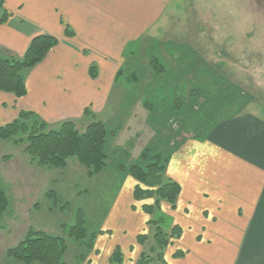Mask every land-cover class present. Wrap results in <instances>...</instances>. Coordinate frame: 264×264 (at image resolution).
Returning <instances> with one entry per match:
<instances>
[{
    "label": "rangeland",
    "instance_id": "374dc122",
    "mask_svg": "<svg viewBox=\"0 0 264 264\" xmlns=\"http://www.w3.org/2000/svg\"><path fill=\"white\" fill-rule=\"evenodd\" d=\"M3 2L5 9L7 0ZM147 35L125 50L124 65L109 94L87 106L113 134L108 144L109 166L103 173L90 178L76 159H70L63 171L44 168L31 160L25 143L0 142V182L9 198L0 220V264H23L8 258L7 253L23 241L30 229L63 237L65 227L75 224L76 212L81 209L88 230L97 232L117 199L119 212L127 200L133 201L128 208L131 211L138 203L148 204V199H135L132 184L138 182L118 165L139 162L147 148L155 151L168 145L171 149L205 134L213 121V111L203 108L206 103L216 104L213 99L223 93V87L229 96H245L244 110L264 118V0H175L164 20L155 23ZM153 58L161 61L162 71L152 68ZM222 95L219 99L224 100ZM14 104H4L0 126L18 117V113L11 112H17ZM228 105L234 107L232 102ZM219 112L217 109L216 114ZM232 112L227 109L226 116ZM61 114L48 120L51 128L72 121L84 132L92 122L83 112ZM49 193L59 195L58 205ZM154 217L163 218L161 226L169 235L173 218L163 211ZM123 218L118 214L107 223L109 231L99 234L114 235L117 240L120 227L116 223ZM144 231L152 233L148 223ZM68 244L71 250L66 263H83L78 256L84 252L71 240Z\"/></svg>",
    "mask_w": 264,
    "mask_h": 264
},
{
    "label": "crops",
    "instance_id": "0c3cea01",
    "mask_svg": "<svg viewBox=\"0 0 264 264\" xmlns=\"http://www.w3.org/2000/svg\"><path fill=\"white\" fill-rule=\"evenodd\" d=\"M174 1L7 0L10 17L0 24V53L21 58L32 39L45 34L60 43L32 70L26 97L16 100L0 93V115L10 101L17 107V112L11 111L15 115L20 109L28 110L47 122L62 112L72 116L84 112L89 102L109 94L127 47L149 36ZM67 28L73 32L71 37L65 33ZM92 67L96 79L91 77ZM88 96L91 101L85 102ZM217 96L213 102L223 98ZM230 99L224 96L226 104L218 114L217 105L208 107L213 121L202 136L171 149L157 147L169 152L165 179L181 188L175 208L161 203V211L181 229L166 251L168 264H264V118L240 110L239 104L229 107ZM227 109L233 111L230 116ZM217 117L222 118L216 121ZM135 186L134 181L132 193ZM118 202L104 217V226L96 230L94 250L81 264H111L116 250L122 251L123 264H140L146 248L137 239L150 216L142 211L143 202L131 211L133 201L127 200L121 212ZM147 203L152 205L154 200ZM118 214L124 218L116 223L117 240L114 235H100L109 231L107 223ZM177 251L184 255L177 257Z\"/></svg>",
    "mask_w": 264,
    "mask_h": 264
},
{
    "label": "trees",
    "instance_id": "16d2710c",
    "mask_svg": "<svg viewBox=\"0 0 264 264\" xmlns=\"http://www.w3.org/2000/svg\"><path fill=\"white\" fill-rule=\"evenodd\" d=\"M3 5V0H0V24H5L10 17ZM65 33L68 37L73 35V32L68 28ZM58 44L59 40L54 36L39 35L32 39L21 58L0 54V92L11 94L16 100L26 97L29 72L42 64ZM152 62H154L152 64L154 70L157 72L163 70V65L158 58H153ZM90 74L93 79L97 78L94 67L91 68ZM134 78H136L135 75ZM218 90L221 91L219 88ZM222 92L229 96L224 87ZM237 95L239 94L231 95L230 100L234 105L239 104V108L242 110L246 106V98L245 96L237 97ZM225 104L226 101L220 99L214 106L217 105V109H219ZM208 105L213 106L209 103ZM209 106L206 103L203 111ZM83 114L85 117L91 118L92 122L84 132H80L72 121L63 122L58 127L51 128L48 122L35 112L23 110L11 123L0 126V142L12 141L20 145L25 143V151L31 160L44 168L63 171L67 168L70 159H76L86 169L87 175L93 178L108 169V144L113 134L108 131L102 121L96 120L89 108H86ZM155 149L153 151L147 148L139 162H133L130 165L123 163L118 165L119 169L121 167L124 169H122L123 171L127 169L126 174L131 175L138 182L133 192L137 201L154 200L152 205H143V210L150 216L147 223L152 228V233L140 235L137 239L139 245L146 248L141 255L140 264H168L163 252L181 234V229L178 226H173L168 235L161 226L163 218L154 217L156 213L161 212L162 202H166L175 208V202L181 190L177 183L164 180L169 160L168 150ZM49 197L57 205L61 201L57 193H49ZM8 206L9 198L0 182V220ZM97 235L98 232L88 230L84 213L80 209L76 212L75 224L65 227L63 237L54 236L42 230L30 229L23 241L8 251L7 256L23 264H67L65 257L71 250L68 244V241L71 240L77 249L84 252L78 257L85 261L87 255L94 250ZM149 242L151 243L147 246ZM183 255V252L176 253L177 257ZM110 262L111 264H123L122 252L116 250Z\"/></svg>",
    "mask_w": 264,
    "mask_h": 264
}]
</instances>
